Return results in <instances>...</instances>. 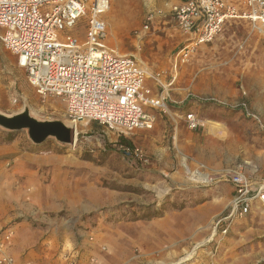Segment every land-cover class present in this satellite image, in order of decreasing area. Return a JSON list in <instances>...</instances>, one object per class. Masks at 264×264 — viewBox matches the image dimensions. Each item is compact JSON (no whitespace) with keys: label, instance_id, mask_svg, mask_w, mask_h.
<instances>
[{"label":"rangeland","instance_id":"rangeland-1","mask_svg":"<svg viewBox=\"0 0 264 264\" xmlns=\"http://www.w3.org/2000/svg\"><path fill=\"white\" fill-rule=\"evenodd\" d=\"M169 1L112 0L104 16L107 44L135 55L149 69L168 68L186 40L166 13ZM154 8L163 13L144 31L145 16ZM220 34L181 68L187 83L192 77L194 85L186 91L197 97L187 100L197 101L200 122L211 132V124L217 127L213 138L200 132L191 152L198 166L203 165L195 168L207 173L208 181H199L184 166L157 169L143 147L147 163L132 159L117 144L134 146V135L118 136L94 121L75 125L73 144L53 137L34 144L26 130L0 127V144L18 143L41 157L35 172L0 177V234L12 230L17 238L16 228L23 227L20 240H33V246L49 236V254L42 256L49 262L56 259V264H66L61 257L69 251L75 264L84 252L90 264H264L259 258L264 252V210L236 219L226 235L212 236L192 253L210 237L212 220L234 192L226 171L242 168L264 179V38L242 21L230 23ZM23 110L38 120L70 125L60 98L40 97L0 42V113ZM205 143L211 153L201 151ZM11 241L8 249L17 261L42 264L33 262L40 258L36 247L29 263L20 261Z\"/></svg>","mask_w":264,"mask_h":264},{"label":"built area","instance_id":"built-area-1","mask_svg":"<svg viewBox=\"0 0 264 264\" xmlns=\"http://www.w3.org/2000/svg\"><path fill=\"white\" fill-rule=\"evenodd\" d=\"M111 3L112 0H0V42L25 70L29 84L40 97L60 98L70 122L94 121L116 131L118 136H127L134 130L153 127L155 115L146 107L167 109L169 83L162 82L161 71L151 73L135 55L119 53L107 44L104 16ZM165 4L167 15L186 36L176 62H187L195 48L211 42L229 20H245L252 32L264 38V0H171ZM162 13V8L150 10L142 30H148L156 14ZM133 33L140 35L139 29ZM147 77L161 87L158 95L150 96L144 87ZM184 119L190 130L201 124L193 112L186 113ZM117 149L132 159L148 161L138 147L119 141ZM198 168L188 171L193 176ZM226 174L234 195L226 209L212 220L214 236L226 235L236 219L264 210L262 177H252L242 168L228 169ZM12 233L7 230L0 234V264H24L8 249ZM61 258L66 264H75L70 251Z\"/></svg>","mask_w":264,"mask_h":264},{"label":"crops","instance_id":"crops-1","mask_svg":"<svg viewBox=\"0 0 264 264\" xmlns=\"http://www.w3.org/2000/svg\"><path fill=\"white\" fill-rule=\"evenodd\" d=\"M237 21H242L246 23L250 30L249 24L242 19H233L227 21L223 29L230 23ZM221 36H222L221 34L217 35L214 38V40L219 39ZM185 41H183L181 47L185 44ZM208 44L209 43H203L198 45L199 47L197 48L195 53L193 52L191 54L190 59L193 57V55L194 56L197 55L198 50L204 49L205 47L208 46ZM181 47H179L176 50L175 54H173L168 68L162 70H153L147 67L151 73L161 71L163 73L162 82L169 83V89H168L169 96L165 98L167 109L165 111H160L158 109L146 107L147 111L155 115V122L153 124V127L151 129H139V130H134L132 132V135H134L135 137V142L137 143L134 145V147H138L140 149L142 147L146 148L145 152L147 153V155L149 157H152V159H154L155 163L157 164V169H160L163 172H167V170H170L173 167H176L177 169L180 168V170H182L181 167L183 166L187 167L188 169H193L197 167L198 166L197 156L195 155L191 156V152L197 147L196 140L198 135L200 134V132L204 133L205 131V136L207 138H213L212 135L214 134L210 130L208 131L203 126L202 122H200L201 124L199 125V127L193 131L188 129L186 126L184 119L185 114L188 112H193L198 117L197 109L199 108L198 107L199 105L196 100L193 101L187 100L189 95L195 96L194 94H190V93L188 94L186 91L187 89L192 88L194 84L191 82L192 77L190 78V81L187 83L185 76L181 74V70H182L181 68L186 62L184 63L176 62V56L178 50ZM144 87L147 88L150 96L158 95L161 90L159 84L151 77H147L145 79ZM155 111H157V113ZM203 148L205 149L203 150ZM200 149L201 151H206L209 149V147H207V144L205 143L204 145H202ZM209 151L211 153L212 149L210 148ZM201 159L205 160L204 154H203V158ZM40 163H41V157L39 155L34 154L32 150H26L18 143L13 142L9 144L6 143L0 144V177L5 176L7 174L15 175L17 171H19L17 175L21 174L20 173L21 171L27 172L33 170V172H35V170L39 167ZM8 165H10V167H7ZM233 195L234 192H232V195L228 200V202L231 200ZM1 196H2V191L0 190V197ZM51 197H52L51 191L47 192V201L49 200L50 202V200L52 199ZM226 206H224L222 211L226 209ZM0 224H2V222ZM16 229H18L17 230L18 237L15 238L13 235L12 238L15 240V242L11 238V240L14 243L10 244L11 245L10 249L12 248V252L20 259V261L23 262L31 261L30 260L32 259L31 255L34 252V250L32 249L36 247L35 250L40 252L39 254L40 258L39 260H33L34 263L35 261L40 262L42 264L57 263L56 259L55 260L52 259L51 262H49V260L44 259V257L42 256V255L47 256L49 254V251L47 250L51 246V242H50L51 240L49 239V236H45L44 239H41L38 243L36 242V244L33 246V240L27 243L25 242L22 243V241L20 240L21 232H23L25 228L18 227ZM86 257H87L86 252L81 253L80 257L78 258L77 264H90L86 260ZM163 257L165 258L164 255ZM259 258L264 259V252L263 253L259 252Z\"/></svg>","mask_w":264,"mask_h":264},{"label":"water","instance_id":"water-1","mask_svg":"<svg viewBox=\"0 0 264 264\" xmlns=\"http://www.w3.org/2000/svg\"><path fill=\"white\" fill-rule=\"evenodd\" d=\"M0 127L8 131L26 130L28 138L34 144H41L49 137L65 144L75 142L74 128L59 120H38L27 110L14 115L0 113Z\"/></svg>","mask_w":264,"mask_h":264},{"label":"bare ground","instance_id":"bare-ground-1","mask_svg":"<svg viewBox=\"0 0 264 264\" xmlns=\"http://www.w3.org/2000/svg\"><path fill=\"white\" fill-rule=\"evenodd\" d=\"M70 124V125H69ZM78 123H73V122H70V123H68V125L69 126H71L72 128H74V130H75V125H77ZM209 128L213 131V132H216L217 130H216V125L215 124H211L210 126H209ZM75 134H76V131H75ZM205 174H207V173H197V172H195L194 173V175L193 176H195L196 178H198V180L199 181H202V182H204V181H208V175H205ZM208 178H207V177ZM195 177H194V179H195ZM196 181H197V179H196ZM214 237V232L212 231L211 232V234H210V237L209 238H207L206 240H204L203 242H201L200 244H198L197 246H195L193 249H192V253L194 252V250H195V248H197V247H199L201 244H203L204 242H207V241H210V239H211V237ZM188 256H190V255H188ZM182 261V260H181ZM180 261V262H181ZM176 263H179V262H176ZM176 263H172V264H176Z\"/></svg>","mask_w":264,"mask_h":264},{"label":"trees","instance_id":"trees-1","mask_svg":"<svg viewBox=\"0 0 264 264\" xmlns=\"http://www.w3.org/2000/svg\"><path fill=\"white\" fill-rule=\"evenodd\" d=\"M129 145H131L130 143H128ZM132 146V145H131Z\"/></svg>","mask_w":264,"mask_h":264}]
</instances>
